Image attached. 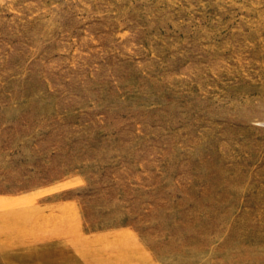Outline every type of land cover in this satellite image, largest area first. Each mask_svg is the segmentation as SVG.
Wrapping results in <instances>:
<instances>
[{
  "label": "rangeland",
  "instance_id": "rangeland-1",
  "mask_svg": "<svg viewBox=\"0 0 264 264\" xmlns=\"http://www.w3.org/2000/svg\"><path fill=\"white\" fill-rule=\"evenodd\" d=\"M0 264H264V0H0Z\"/></svg>",
  "mask_w": 264,
  "mask_h": 264
}]
</instances>
